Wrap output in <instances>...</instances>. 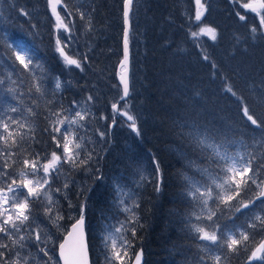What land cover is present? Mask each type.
Returning a JSON list of instances; mask_svg holds the SVG:
<instances>
[{
    "label": "trees",
    "instance_id": "1",
    "mask_svg": "<svg viewBox=\"0 0 264 264\" xmlns=\"http://www.w3.org/2000/svg\"><path fill=\"white\" fill-rule=\"evenodd\" d=\"M204 5L205 14L197 22L193 0H135L129 26L130 89L127 100L119 103V107L123 109L126 103L130 114L138 118V136L128 126L130 122L126 117L118 114L114 117L111 111L112 103L120 96L117 67L122 58L123 0H61L57 12L68 25V31L56 27V17L48 0H0V75L7 76L15 63L17 72L13 79L22 81L19 87L13 85L17 96L23 93L20 107L22 111L24 107L35 110L32 119L38 142L29 141V150L35 149L50 157L55 145L44 131L54 118L50 111L63 109V115H68L75 108L74 102L75 105L86 103L89 96L93 97L88 104L94 117L87 123L91 130L80 133L85 137L86 150L93 152L94 159L87 169L63 165L60 178L69 187L64 189V184H60L52 190V214L55 216L58 212L64 217L59 221L62 227L59 230L53 227L45 217L43 205L37 203L33 208L36 223L32 228L39 226L43 233L54 237V242L47 244L54 257L57 245L68 226L80 216L83 204L90 262L107 264L105 256L111 254L112 243L109 241L105 249L102 237L106 229L131 215L122 212L115 203L116 186L120 185L133 193L128 205L133 201L139 204L135 210L139 225L135 238L130 231L125 233L132 244L128 256L121 263L114 260L113 264H129L138 249L143 250V264H196L199 256L205 255L197 245L207 243L190 231L192 224L200 223L192 215L199 212L200 207L187 195V182L183 177L188 175L202 184L210 183L208 176L197 168H206L217 175L220 171L217 163L224 162L209 160L211 150H201L188 135L193 129L209 135L213 142L223 146L221 151L226 149L228 154L234 155L239 150L254 154V167H264V143H260L264 130L252 125L243 116L244 105L225 91L226 85L231 84L254 118L264 120L261 16L238 6L236 0H205ZM20 9L28 15H22ZM237 12L245 15L244 21ZM253 26L258 29L255 35L251 32ZM201 27H213L217 32L216 40L203 34L193 39L192 33H200ZM57 39L61 46L66 45L65 52L69 56L81 61V68L66 65L57 51ZM10 42L30 48L40 67L33 68L32 73L25 72L15 61L8 47ZM205 54L209 60L203 58ZM33 73L43 80V96L34 89L29 92ZM57 79L61 82L59 90L56 89ZM8 86L7 82L0 86L5 94ZM7 98L9 103L13 101ZM9 115L15 118L21 113ZM101 116L107 119H100ZM113 117L115 124L110 129ZM97 129L108 133L105 139L100 138ZM3 146L0 140V148ZM26 147L28 144H23L12 151L20 152ZM86 154L82 152V157ZM14 159L17 163L7 169L10 173L22 167L23 155ZM154 159L160 166L159 175ZM3 162L0 157V163ZM141 172L147 179L138 184ZM263 176L264 172L260 179ZM157 183L161 187L159 193ZM57 188L61 191L56 192ZM255 197L256 186L252 185L251 190L241 192L232 203L239 207ZM209 204L215 207L212 201ZM224 215L231 217L220 221L225 231L235 230L237 226L236 229L253 232L248 228V208H241L239 212L225 209ZM261 242H264V230L257 229L247 242L246 250L241 248L238 253H230L224 249L229 257L225 264H249L248 257Z\"/></svg>",
    "mask_w": 264,
    "mask_h": 264
},
{
    "label": "snow or ice",
    "instance_id": "2",
    "mask_svg": "<svg viewBox=\"0 0 264 264\" xmlns=\"http://www.w3.org/2000/svg\"><path fill=\"white\" fill-rule=\"evenodd\" d=\"M198 10L196 12L195 20L201 21V18L205 14V5L201 3V0H195ZM135 0H123V21H124V58L120 61L121 68L123 69L120 75V82L123 84V96L121 100L129 95V83L127 76V61L129 58V26H130V12L132 10ZM61 4V0H48V5L51 8L52 14L56 17V27L64 28L68 31V25L63 23L62 17L57 12V5ZM243 8L250 9L257 15L261 16L260 25L264 26V0H254L253 3H244ZM66 8V6H65ZM22 15H28L23 9H20ZM241 21L245 20V15H241L237 12ZM83 19V13H81ZM257 27L253 26L251 32L255 35L257 33ZM200 34L209 36L212 40H216L217 32L213 27H201L200 33L193 32L192 37L196 39ZM57 51L63 57L66 65H74L76 68H81V61L79 59L69 56L65 52V47L61 46L60 39H57ZM8 47L12 50L15 57V61L19 62L25 72L32 73L33 68H39L40 65L34 61V53L27 46L10 42ZM205 60H209L208 55H204ZM86 59V58H85ZM213 69L217 68L215 63L212 64ZM17 69L15 63H13L11 71L7 76L0 75V86L6 82L9 86L5 90L0 88V96L5 98L0 99V128L3 129V133L0 134V140L3 141V147L0 148V157L3 158V163H0V234L6 236L11 241L12 248L16 246L20 248L24 247V241L30 240L34 233L35 240L38 245L43 242L44 247L40 248L44 256L49 258V261L53 260V257L49 255L47 249L48 242H54V237L49 233H43V230L37 226L32 228V224L36 223V217L33 214V208L37 203L43 205L45 217L52 223L53 227L59 230L62 226L59 221L64 217L58 212L53 216V196H52V184L58 177L63 174V165L68 164L74 168L87 169L92 160L94 159L93 152H88L85 148V137L79 135L77 129L86 127L81 121H85L90 115L88 104L93 101V97L89 96L85 105L80 106L79 111H75L74 116L63 115L64 111L51 112L50 115L56 117L55 120L49 121V129H45L51 136L52 143L55 145V149L51 151L50 157L45 154L41 155L36 152L35 149H31V143H37L34 135L36 128L35 122L32 119L36 113L31 107H24L23 111L20 107L22 105L23 93L17 96V90L13 85L22 83L13 79V75L16 74ZM215 74V73H214ZM32 86L29 89L43 96V80L40 77L32 74ZM61 88V82L59 79L56 81V89ZM225 91L231 93L236 97L243 107V116L247 118L256 128L264 130V120L254 118V114L250 112L249 107L244 102L236 91L233 90L231 84H227ZM10 97L17 101L16 105L8 102ZM35 103V101H33ZM51 103V101H49ZM119 101L112 103L113 113H118L121 116L126 117V121L130 122L129 127L138 136L140 130L137 125V117L130 114V110L125 103L124 108L118 107ZM74 106L75 102H74ZM70 111V110H69ZM9 113H21L20 116L13 118ZM7 117V119H5ZM100 119H107L105 116H101ZM115 124V118L113 117V125ZM15 125V127H13ZM99 133L100 138L103 140L108 135L104 131L96 130ZM32 133V135H29ZM55 133V135H53ZM6 134V135H5ZM193 138L195 145L201 150L210 149L211 154L209 160H216L217 162L223 161V164L217 163L220 171L217 175H212L206 168H197L202 174L208 176L210 183H200L195 181L193 177L185 175L183 179L187 182V195L192 198L193 201H197L200 207L199 212H194L192 215L200 223L191 225L190 231L198 234V239L208 242L207 244L197 245V248L205 255H200L196 264H225L229 259L228 255L224 252L227 249L230 253H238L241 248L245 250L248 247L247 242L255 235L257 229L264 230V213L255 215L252 222L248 224V228L253 232L250 234L247 229H229L225 231V226H222L220 221L222 218L231 219L230 216H225L224 211L235 210V212L241 211V208H248L250 204L254 205L259 197H264V190L259 192V197L254 198L248 203H243L239 207H236L232 201L238 199L241 192L245 190H251L252 185H256L257 188L261 187L264 183L260 179V174L264 172V167H254L255 155L252 153L237 152L234 155L228 154L226 149L221 151L222 145L212 141L211 137L206 133H201L197 129H193L188 133ZM91 143V139L88 141ZM264 143V138L260 141ZM23 144H28V147L22 148L20 152H13L12 149L19 148ZM62 151H58L61 150ZM82 152H87L86 156L82 157ZM23 155L22 167L18 170V180L7 171L12 168L17 160L14 157ZM11 160V163L8 161ZM156 165V174H160L159 164L153 160ZM99 171V169H97ZM41 172L43 175H41ZM100 177H97L99 179ZM147 177L140 173V181L142 183ZM11 183H8V181ZM64 189H67L69 185L65 183ZM26 190V194L25 191ZM56 192L61 191L57 188ZM156 191H161L160 184L157 183ZM133 193L127 192L120 185L116 186V205L122 212L130 213L129 217H126L125 221L120 223V227L115 229L113 233L110 229H106V234L102 237L105 249H108V243H112V252L110 255L105 256L107 264H113V261L123 262L128 256V249L132 247L131 242L125 235L130 231L133 238L137 235V226L139 225V219L136 216V209L139 208V204L133 201L131 205H128L127 201L131 199ZM209 201L215 204V207L210 206ZM260 203L264 204V200H260ZM71 207V205H69ZM84 210L85 205H81L80 218L72 224L71 231L68 232L67 237L61 243H59V257L62 264H88L87 248L83 241V229H84ZM209 221L207 225H203L204 220ZM23 233V234H22ZM42 234L47 238L42 241ZM71 241V243H70ZM123 250L121 255L120 250ZM9 245L0 243V249H8ZM143 250L135 253L134 264H142ZM0 260L4 261V264H30V258L28 256H22L19 251L15 252V256L11 261L6 258V252L0 251ZM249 264L259 261L260 264H264V242H261L248 257ZM47 264V262H46ZM55 264V262H54Z\"/></svg>",
    "mask_w": 264,
    "mask_h": 264
},
{
    "label": "rangeland",
    "instance_id": "3",
    "mask_svg": "<svg viewBox=\"0 0 264 264\" xmlns=\"http://www.w3.org/2000/svg\"><path fill=\"white\" fill-rule=\"evenodd\" d=\"M201 2L203 3V4H205V0H201ZM236 2L238 3V6H242L244 3H253L254 2V0H236ZM193 3H194V7L196 8V10H198V6H197V4H196V2H195V0H193ZM59 5H57V7H58ZM242 8H243V6H242ZM262 12H264V10H261ZM259 16V15H258ZM261 27H263V29H264V26H261ZM17 87H19V85L17 84ZM11 104H13V105H15V101L13 100V101H11L10 102ZM83 105H85V103H79V104H77L76 106H75V108L73 109V111H71V112H68V115H66V116H69V117H71V116H74V114H75V111H79L80 110V106H83ZM89 107V106H88ZM89 110H90V108H89ZM70 113V114H69ZM118 114V113H117ZM119 115V114H118ZM119 116H121V115H119ZM122 118H124V116H121ZM94 117L91 115V112H90V115L86 118V120L85 121H81V123L82 124H85L86 125V127H84V128H80V129H77V132L79 133V135H81V133L80 132H86L87 131V129L88 130H91V128L90 127H88V125H87V123L88 124H90V120L91 119H93ZM7 119V118H6ZM56 119V117H54L53 118V120H55ZM96 131V130H95ZM59 151H62V149L61 150H59ZM238 152H243V153H245V151H242V150H239ZM237 153V152H236ZM235 153V154H236ZM23 166V165H22ZM19 170V169H18ZM18 170H15L13 173H11L12 174V176H14L17 180H18V182H19V176L17 175V172H18ZM41 175H43V173L41 172ZM61 177V175L58 177V179H56L55 180V182L52 184V190H53V188H56L58 185H60V184H64V181H63V179H61L60 178ZM9 183H11V181H9ZM256 186V185H255ZM259 190H260V188H257L256 187V194L259 192ZM25 191V194H26V190H24ZM53 192V191H52ZM248 209L250 210V216H249V218H248V220H247V222H248V224L250 223V222H252L253 221V219H254V217H255V215H257V214H261V213H264V204H262V203H256V204H254V205H252V204H250V206L248 207ZM208 223H210L209 221H206V225L208 224ZM118 227H120V224H117V225H115L113 228H110V230L113 232V233H115V229L116 228H118ZM237 228V226L235 227V229ZM238 229H240V228H238ZM241 229H244V228H241ZM23 234V233H22ZM41 239H42V241H44V240H46V237L42 234V237H41ZM111 242V241H110ZM205 242V241H204ZM0 243H5V244H8L9 245V248L8 249H0V251H5L6 252V258H7V260L8 261H11L13 258H14V256H15V252L16 251H19L20 253H21V255L22 256H28L29 258H30V264H46V262H47V264H54V262H55V264H59V262H58V260H57V258H56V253H55V257L53 256V252H52V250H50V249H46L48 252H49V255L51 256V257H53V260L52 261H49V258L47 257V256H44V254H43V252H41L40 251V248L41 247H44L45 245H44V243L43 242H41L39 245H38V243H37V241L35 240V235H34V233H33V235H32V238L30 239V240H25L23 243H24V247L23 248H20L19 246H16L15 247V249H13L12 248V244H11V241L10 240H8V238L6 237V236H3V234H0ZM206 243H208V242H206ZM118 247V249H119V245L117 246ZM120 250V252H121V255H123V250L122 249H119ZM119 263H121V262H119ZM0 264H4V261L3 260H0ZM117 264H118V262H117Z\"/></svg>",
    "mask_w": 264,
    "mask_h": 264
},
{
    "label": "water",
    "instance_id": "4",
    "mask_svg": "<svg viewBox=\"0 0 264 264\" xmlns=\"http://www.w3.org/2000/svg\"><path fill=\"white\" fill-rule=\"evenodd\" d=\"M124 58V37H123V45H122V58L121 60ZM120 60V61H121ZM123 72V69L121 70V65H120V62L118 64V67H117V73H118V76H117V82H118V85L120 86V89H121V96L119 98V102H124L126 100L127 97L124 98V100H121V97L123 96V84H121L120 82V75L122 74ZM129 75H130V57L128 58V61H127V76H128V83H129ZM112 109V108H111ZM113 111V110H112ZM116 114V113H114ZM264 181V179H263ZM261 190H264V183L261 184ZM260 190V191H261ZM259 197V195H257L255 198ZM264 197H259V199L257 200H263ZM80 218V216L76 219L78 220ZM75 220V221H76ZM75 221L72 222L75 223ZM72 224L70 226H68V229H67V232L64 234V236L62 237L61 239V242H63L65 240V238L67 237V234L69 231H71L72 229ZM83 241L86 245V248H87V259H88V264H91L90 262V257H89V251H88V244H87V238H86V233H85V218H84V229H83ZM60 242V243H61ZM71 243V241H70ZM141 249H138L136 252H139ZM56 257H57V260L59 262V264H62V261H60V257H59V245L57 246V250H56ZM134 261H135V255L132 259V261L130 262V264H134ZM144 263V257L142 256V264Z\"/></svg>",
    "mask_w": 264,
    "mask_h": 264
},
{
    "label": "bare ground",
    "instance_id": "5",
    "mask_svg": "<svg viewBox=\"0 0 264 264\" xmlns=\"http://www.w3.org/2000/svg\"><path fill=\"white\" fill-rule=\"evenodd\" d=\"M182 38V37H181ZM27 39V38H26ZM35 39V38H34ZM185 39V38H184ZM30 41V40H29ZM97 88V87H96ZM99 90V89H98ZM108 92V91H107ZM259 108V107H258ZM45 114V113H44ZM183 136V135H182ZM174 157V156H173ZM179 157V156H178ZM136 159V158H135ZM127 163V162H126ZM181 169V168H180ZM182 171V170H181ZM262 180V179H261ZM179 189V188H178ZM134 198V197H133ZM149 200V199H148ZM148 207V206H147ZM232 228V227H231Z\"/></svg>",
    "mask_w": 264,
    "mask_h": 264
}]
</instances>
